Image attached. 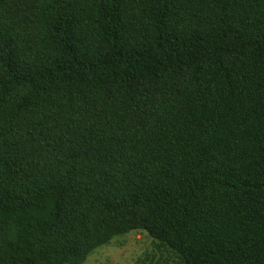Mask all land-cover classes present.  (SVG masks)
Instances as JSON below:
<instances>
[{
    "label": "trees",
    "instance_id": "16d2710c",
    "mask_svg": "<svg viewBox=\"0 0 264 264\" xmlns=\"http://www.w3.org/2000/svg\"><path fill=\"white\" fill-rule=\"evenodd\" d=\"M133 231L264 264V0H0V264Z\"/></svg>",
    "mask_w": 264,
    "mask_h": 264
},
{
    "label": "rangeland",
    "instance_id": "374dc122",
    "mask_svg": "<svg viewBox=\"0 0 264 264\" xmlns=\"http://www.w3.org/2000/svg\"><path fill=\"white\" fill-rule=\"evenodd\" d=\"M82 264H183L181 257L145 232L114 237L91 252Z\"/></svg>",
    "mask_w": 264,
    "mask_h": 264
}]
</instances>
